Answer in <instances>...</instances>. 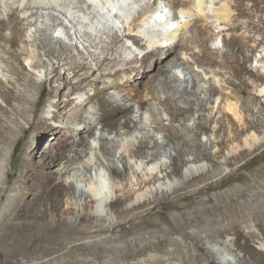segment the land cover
Returning <instances> with one entry per match:
<instances>
[{"label": "bare ground", "instance_id": "6f19581e", "mask_svg": "<svg viewBox=\"0 0 264 264\" xmlns=\"http://www.w3.org/2000/svg\"><path fill=\"white\" fill-rule=\"evenodd\" d=\"M200 1L154 0L149 2L146 9L140 10L130 23L124 25L126 27L124 29L125 37L130 40L131 44L133 43L143 50L138 54L120 39L116 33L118 27L110 24V19L103 20V18L96 17V14L93 13L87 15V18L83 16L85 15L83 14L85 9L80 5L85 4V0H77L75 3L77 5L76 9L81 13H72L70 4L73 3V0H61L58 5L53 0H0V96L1 102L4 104V106L0 105V144H5L8 141V134L14 132V128L8 126L7 122L10 121L16 125L17 116L26 114L27 109L24 105L28 104L31 99L30 94H24L25 88L22 91L17 89L22 80L18 73V67L24 68L21 56L26 54L27 51L22 44L24 33L18 27L21 24L25 27H35L32 36L39 41V47L45 51L47 57L56 56L55 50H59V55H65L63 60L68 61L65 65H68L67 70L73 73V77L79 78L82 82L91 83V86H93V93L87 101L93 102L96 107L89 108L86 113L84 111L86 101L82 99V96H78L80 109L79 112H73L74 115L72 116H75L85 126L73 130L69 138L64 140L65 143L68 142L69 148L62 157L64 160L63 166L56 171L58 177H74L76 182L84 185L81 188L79 198L85 196L90 198L91 202L96 203V196L100 195L105 198L101 204L104 203V207L112 208L123 201V198L117 197H123L125 194H127L126 198L131 196V191L126 185L111 186V192L109 193L106 191L107 188L104 190L105 187H101L104 181L102 176H99V186H95L89 178L82 177L83 173L91 172L93 165L100 161V152L108 156L107 161L112 162V164H125L128 174L131 170H134V176L138 177L137 183L134 184L132 177H129V175L127 179L132 187L134 185L137 187L143 183H149V177H152L156 170L163 173L170 165L176 167V164L170 162L168 165L166 161H162L156 166L155 171L150 169L148 171L146 168L144 171V167L142 168L137 162L133 163L131 168L128 165L126 166V163H124L125 156L139 159L144 153L142 148L149 147L151 151L150 153L146 152V158L149 157L150 159L145 163V166H148L154 159L163 157L162 152L166 153V157H174L175 153L173 154L171 150L174 148L172 145L175 141H178L176 144L186 147V153L195 152L196 147L186 139L189 132H193V136L197 137L200 129L208 130L212 126L214 138L211 143L221 146V148L214 150L213 153H210V156L212 154L213 157L220 156L222 148L228 146L229 151L227 150L228 152L225 155L220 156L224 165L230 164L231 157L245 155L247 148L252 150V153L257 151L259 149L258 143L261 142L258 128L264 124V114L260 110L249 109L248 104L260 98L264 105V83L257 84L254 81L252 83L255 85L251 86L246 82H228L224 77L234 72L249 71L258 81H264V75L247 65L248 63H255L256 67L264 68V56L256 55L254 36L241 33L242 26L231 15V2L234 1V9L237 15L248 19L247 27H250L251 31L259 32L264 28V21L255 24L251 18L254 11L257 14H264V6L259 7L258 5L259 2L264 3V0H247L252 2L250 7L243 2L244 0H225V4H219L214 12V17L228 27L227 32L229 33V37L222 36L223 46L221 48H212L209 45L210 43L215 45L220 39L221 33L213 34L211 24H203L198 20L193 24L190 21H185L182 24L181 29L177 32L179 38L177 43L164 45L161 38L158 40L160 42L157 41L154 44L156 50H150L148 46L142 44V41L146 40L142 37L145 33L142 36L139 33L147 30L145 24L148 25L151 21H155V23H162V29L167 31L171 29L172 23L161 19L165 13L164 9L167 7L174 12L175 20L178 19L177 11L179 10H192L194 11L193 15L200 20L210 18V16L203 13L204 8ZM51 2L53 5H51ZM160 2H163L164 6ZM81 14L82 16H80ZM81 18H84V20L82 21ZM151 25L153 24L151 23ZM158 25L160 27V24ZM60 26L65 31L67 30L66 35L70 39V43L62 42L61 36H53V33L59 31ZM71 29H74L73 34L70 32ZM77 30L83 31V33L80 34ZM260 39L264 40V36H261ZM147 43L150 44L151 40L147 39ZM69 52H75V55H78L77 61H72L73 57ZM177 52L182 56L188 55L187 59H192L193 63L199 67H206L211 70L210 72L214 74L213 78L209 79L201 75L200 80L198 74H196L198 79L196 86L192 85L188 77L181 82V85H176L167 66L188 68L190 65L188 60L178 57ZM139 55H141L140 59ZM13 61L16 62L18 67L13 65ZM136 63H140V66H132ZM89 64H93L95 68L92 69ZM146 67H148L149 72L160 73L154 81L158 82V85L154 83L153 86H144V89L133 90L134 83L138 85L143 83ZM161 67H165V69H161ZM58 68L59 66L55 65L50 68L51 73L54 74L51 78L53 83L56 82L54 78L56 80H62L63 78L61 74L58 75ZM2 69L7 71V75L3 74ZM101 70H114L115 76L110 75V73L106 75L110 79L104 81L102 89L98 90L95 86L98 77L95 74ZM10 77H13L15 82L11 81ZM201 81H203V84H199ZM29 82L35 83L32 79H29ZM6 83L12 84L13 89H5ZM156 86H158L157 90H155ZM250 86L257 98L241 100L233 97L234 95L242 96L246 94V88ZM81 89H84V86L78 82L69 83L67 86L55 85L52 94H64L68 97L70 94L78 93ZM109 90H118L120 93L110 94L107 98L102 97V94ZM216 91L220 92L219 99L214 98ZM169 92H172V95H177V97L167 95L164 100H161L160 94H168ZM147 101L152 102L159 110L165 112L169 116L170 123L178 121L181 129L160 130L159 126L164 125V118L157 114L155 116L152 112L148 113L144 109V103ZM12 102H17L18 105L11 106ZM179 103H183L187 107H177L176 111H173L172 104L177 105ZM213 104L216 105L215 111L212 108ZM250 110L257 116L256 122L248 118L247 113ZM196 114H198V121L194 117ZM120 115H123L126 120L120 121L119 126L122 124L129 126L131 123L136 124L134 134L130 135V132L124 127H119L117 131L106 134L105 123L112 118L120 119ZM66 117L70 119L69 116ZM52 118H55V116H52ZM44 121L46 120L42 119L41 123H44ZM191 121H193L192 127L185 124ZM34 129L37 137L31 139L30 142L32 143L45 140L48 137L55 138L59 132L56 128H41L39 124ZM221 131H225V133L229 131L230 133L221 140L217 138ZM86 133L94 135L102 143L99 144V148L90 145V149L94 151V156L87 153L90 154L89 158L83 159L86 156V151L82 134ZM243 134L245 135L244 141L239 137ZM108 136L111 139H108ZM136 142L139 143V146L136 145ZM71 146L74 148H71ZM263 156L264 154H255L251 160ZM187 165L184 172L185 178L194 177L204 169L198 157H191ZM116 170L113 167L110 168L112 180L115 179L114 175L118 177L122 174L121 172L118 174ZM255 171L252 177L240 178V186L232 188L231 194L218 193L215 196V202L209 198L208 202L211 204L209 207H195V200L191 199L194 198L193 194L200 195L210 188H216V185L212 184L183 196L181 200L187 203L183 208L179 205L174 207L182 212L181 215L176 217L178 222L181 221L184 225L197 229L206 227L207 238L205 239L210 240L209 243L213 247H217L218 254L222 257L220 258L221 262L224 264H264V211L257 201L259 191L264 189V167H260ZM213 174L217 176V182H223L220 169L213 170ZM47 180L51 181L52 179L48 177ZM226 181L228 184L233 183L229 177ZM66 185V183L63 185L58 182L50 186L57 193V205L62 204V199L59 196L67 192ZM164 185L166 184L164 183ZM69 188L72 189L73 186L69 185ZM138 190H140V196L147 194L146 191L140 188ZM110 198L111 200H109ZM197 204L203 205L204 203L199 201ZM186 210L191 211L189 215L183 213ZM65 211H70V204H66ZM96 211L98 212V209ZM130 211L132 209H126V212ZM134 216L131 215V218ZM80 220H87V215H82ZM86 228H89V226L87 225ZM91 228L95 229L94 232L103 231L100 225ZM46 231L48 236L44 238V243L53 244L55 240L53 235L58 231V225L56 224ZM178 232L184 239L202 241V238L183 232L182 229H178ZM81 238L82 236L79 237V239ZM197 248L201 249L199 246ZM178 257L182 258L183 261H177L176 264H200L198 256L182 252H178L176 255L168 254L164 264H173ZM157 262L151 260L149 264H156Z\"/></svg>", "mask_w": 264, "mask_h": 264}, {"label": "rangeland", "instance_id": "374dc122", "mask_svg": "<svg viewBox=\"0 0 264 264\" xmlns=\"http://www.w3.org/2000/svg\"><path fill=\"white\" fill-rule=\"evenodd\" d=\"M60 1L55 0L57 5ZM76 1L73 0V3L70 4L72 13H81L76 9ZM93 1L95 10L86 6L83 13L85 15L83 16L87 18V15L93 13L96 14V17L103 18V20L110 19V24L116 23L118 25L116 33L125 44L130 46L138 54L140 51H143L135 44H131L130 40L125 37L124 29L126 27L124 25L130 23L140 10L146 9L148 3L154 0ZM196 1L194 0V2ZM243 2L249 7L252 3L247 0ZM231 3V15L242 26L241 33L254 36L256 55L264 56V40L260 39L261 36H264V28L259 32L251 31V28L247 27L248 19L239 17L234 9L235 2L232 1ZM160 4L164 6L163 2H160ZM200 4L204 8L203 13L210 16V18L200 20L193 15L194 11L192 10H179L177 11L178 19L175 20L174 12L167 7L164 9V15H166H163L164 17L162 16L161 19L165 22L172 23V30H164L161 27L162 23L151 21L148 25L145 24L147 28L145 30L146 32L139 33L140 36L145 33L142 37L146 40H143L142 44L144 43L152 50L155 49L154 44L161 38L164 41V45L177 43L179 39L177 32L181 29L182 24L185 21H190L193 24L198 20L203 24H211L213 34L217 35L221 33L220 39H218L215 45L212 43L209 44L212 48H221L223 46L222 36L229 37V33L227 32L228 27L214 17V12L219 4H225V0H201ZM258 5L262 7L264 3L259 2ZM80 6L82 7V4ZM69 11L71 12V10ZM70 16L71 14L68 17L70 18ZM251 19L255 24H259L261 21H264V14H257L254 11ZM81 20L83 21L84 18H81ZM158 24H160V27ZM18 27L24 33L22 44L27 51L26 54L21 56L24 65L23 69L18 67L16 62L13 61V65L18 67V73L22 77L17 89L22 91L25 88L24 94H30L31 99L28 104L24 105L27 109L26 114L24 116H17L15 121L16 125L10 121L7 122L8 126L14 128V132L8 134V141L5 144H0L2 148L0 151V264H149L151 260L158 261L156 264H164L168 258V254L176 255L178 252L198 256L200 258V264H224L221 262L220 258L222 257L218 254L217 247H213L209 243L210 240L205 239L207 238L206 227L197 229L186 226L181 221L178 222L176 217L181 215L182 212L176 210L174 207L179 205L183 208L187 204L186 201L181 200L183 196L192 194L194 191L212 184L216 185V188H210L200 195L193 194L194 198L191 199L195 200V207H209L211 205L208 202L209 198L215 202V196L218 193L231 194L232 188H238L240 186V178L252 177L256 169L264 167V156L251 160L255 154H264V124L258 128V133L261 136V142L258 143L259 149L252 153V150L247 148L245 155L231 157L230 164L228 165H224L220 158L221 155H225L229 151L228 146L222 148L220 156L213 157V154L210 156V153H213L214 150L221 148V146L219 147L211 143V140L214 138L212 135V126L208 130L200 129L197 137L193 136V132L188 133L186 139L196 147L195 152L186 153V147L176 144L178 141H175V144L173 143L172 145L174 148L171 150L173 154L175 153L174 157H166V153L162 152L163 157L160 159L153 158L154 161L148 166H145V163L150 159L149 157L146 158V152L150 153L151 151L149 147L142 148L144 153L139 159L127 155L124 158L126 166L128 165L131 168L132 164L137 162L142 168L144 167V171L145 168L146 170L156 169V166L162 161H166L168 165L170 162L176 164H174L176 167L170 165L163 173H159L156 170L154 175H152L153 178L151 176L149 177L150 182L147 183L148 185L143 183L137 187L135 185L132 187L127 179L129 175V177H132L134 184L137 183L138 177L136 175L134 176V170H131L128 174L125 164H112V162L107 161L108 156L100 152V161H97L93 165L91 172L83 173L84 175L82 177L89 178L95 186H99V176H102L104 183L102 182L101 187H105L104 190L107 188L108 190L106 189V191L109 193L112 187L126 185L131 191V196L126 198L127 194H125L123 197H117L123 198V201L112 208L104 207V203L101 204L105 198L100 195L96 196V203L91 202L90 198H86L85 196L79 198L81 188L84 185L76 182L74 177H58L56 171L63 166L64 160L62 157L64 153H67V149L69 148L68 142L65 143L64 140L69 138L73 130L85 126L75 116H72L74 115L73 112H79L80 109L78 106L80 101L78 96H82V99L86 101V107L84 108L86 113L89 108L96 107V104L87 101L88 97L93 93V86H91V83H85L79 78L73 77V73L67 70L68 65H65L68 61L65 62L63 60L65 55H59V50H55L56 56L52 55L47 57L45 55V51L39 47V41L32 36V31L35 29L34 26L25 27L20 24ZM58 32H60L59 35L53 33V36H61L62 42L70 43V39L66 35L67 30L65 31L60 26ZM70 32L73 34L74 29H71ZM77 32L81 34L78 30ZM147 39L151 40L150 44L153 47L147 43ZM69 53L73 57L72 61H77L78 55H75V52ZM176 54L178 57L188 60L190 64L188 68H183L182 66L174 68L172 65L167 66L176 85H181V82L188 77L192 85L196 86L198 80L196 74H198L200 80L202 76H206L209 79L213 78L214 74L210 72L211 70L194 64L192 59H187L189 57L188 55L182 56L179 52ZM138 57L140 59L141 55ZM52 65L59 66L57 73L63 77L62 80H56L54 78L55 83L51 82V78L54 76L50 71ZM247 65L249 68L264 75V68L256 67L255 63H248ZM132 66L139 67L140 63L133 64ZM90 67L92 69L95 68L93 64ZM161 69H165V67H161ZM144 71L146 74L143 83L141 85L134 83L132 86L133 90L139 88L144 89L156 83L154 81L160 73L149 72L148 67ZM2 72L7 75L6 70L2 69ZM114 72V70L97 71L95 74L98 77V82L95 85L96 88L101 90L102 83L110 79L106 75L110 73V75L115 76ZM29 79L34 80L35 83H30ZM224 79L232 83L246 82V84L251 86L255 85L252 83L254 81L257 84L264 83V81H258L249 71L227 74ZM10 80L15 82L13 77H10ZM73 82L81 83L84 89H81L78 93L70 94L68 97L64 94H52L55 85L67 86ZM156 84L158 85V82ZM199 84H203V81L199 82ZM5 86L6 88H4L7 90L13 89L12 84L6 83ZM251 86L246 88V94L242 96L234 95L233 97L235 99L240 98L241 100L257 98ZM157 88L158 86L155 87V90ZM119 93L120 91L118 90H109L105 91L102 97L107 98L110 94ZM167 95H172V92L160 94L161 100H164ZM172 96L174 98L177 97L174 94ZM214 98L219 99L220 92L216 91ZM192 100L194 99L192 98ZM1 101L0 96V105L4 106ZM17 105V102L11 103V106ZM177 107L186 108L187 105L183 103L177 105L172 104L173 111H176ZM248 107L249 109L260 110L264 114V105L260 98L257 101L249 103ZM212 108L215 111L216 105L213 104ZM144 109L148 113L152 112L153 115L157 114L164 118V125L159 126L160 130L169 128L181 129L178 121L170 123L168 120L169 116L159 110L152 102L147 101L144 103ZM52 116H55V118H52ZM66 116H69L70 119ZM247 116L250 120L256 122L257 116L251 110L248 111ZM194 117L198 121V114ZM119 118H112L105 123L106 134H110L111 131H117L119 127L127 129L130 135L134 134L136 124L131 123L130 126L122 124L119 126L120 121L123 122L126 120L123 115H120ZM42 119L46 121L41 123ZM37 124L41 128L51 127L58 129V135L55 138L48 137L45 140L35 143L30 142L33 137H37L36 130L34 129ZM185 124L192 127L193 121L186 122ZM226 125L229 126L227 123ZM155 131L157 132V130ZM229 133V131L226 133L225 131H221L217 135V138L222 140ZM239 137L244 141V134ZM82 139H84V149L86 151V156L83 159H88L90 154L94 156V151L89 146L93 145L99 148V144L102 141L88 133L82 134ZM108 139H111V137L108 136ZM69 142L71 143V141ZM136 145L139 146V143L136 142ZM71 148L74 147L71 146ZM191 157H198L204 169L194 177L185 178V168L188 166L187 162ZM111 167L117 169L118 174L121 172V176L117 177L114 175L115 179L112 180L110 173ZM216 169L222 171V183L217 182V176L213 174V170ZM48 177H51L52 180L48 181ZM228 177L233 181L232 184L227 183L226 180ZM163 181L166 185H164ZM58 182L63 185L65 183L68 185H66L68 188L67 192L59 196L62 199L61 205H57V193L50 187ZM69 185H72L73 188L70 189ZM139 188L146 191L147 194L140 196ZM199 201L204 204H197ZM257 201L264 211V189L259 191ZM67 203L70 204V211H65ZM127 208L132 209V211L126 212ZM96 209H98V212ZM190 212L186 210L183 213L189 215ZM84 214L87 215V220L81 221L80 217ZM237 214L239 215V213ZM131 215L135 216L131 218ZM56 224L58 225V231L53 235L55 237L54 243H44V238L48 236L46 230ZM87 225L89 228H86ZM95 225H100L103 231L94 232L95 229L91 227ZM178 229H182L183 232L190 233L194 236L196 235L202 238V241L184 239L181 237ZM80 236H82L81 239H79ZM197 246L201 247V249L199 250ZM177 261L182 262L183 259L178 257V259L174 260L173 264H176Z\"/></svg>", "mask_w": 264, "mask_h": 264}, {"label": "clouds", "instance_id": "9594fccd", "mask_svg": "<svg viewBox=\"0 0 264 264\" xmlns=\"http://www.w3.org/2000/svg\"><path fill=\"white\" fill-rule=\"evenodd\" d=\"M53 2H55V0H53ZM51 5H53L52 2H51ZM86 6H89V7L91 8L90 4H88L87 1L85 0V4H83L82 7L85 9ZM157 8H158V7H157ZM113 25H114L115 27H118V25H117L116 23H113ZM79 32H81V31H79ZM59 34H60V32L55 33V35H59Z\"/></svg>", "mask_w": 264, "mask_h": 264}]
</instances>
